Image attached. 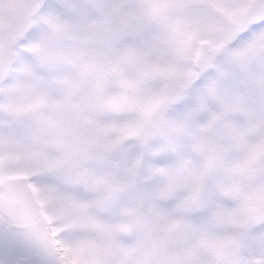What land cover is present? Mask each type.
Returning <instances> with one entry per match:
<instances>
[{"label": "snow or ice", "instance_id": "obj_1", "mask_svg": "<svg viewBox=\"0 0 264 264\" xmlns=\"http://www.w3.org/2000/svg\"><path fill=\"white\" fill-rule=\"evenodd\" d=\"M0 264H264V0H0Z\"/></svg>", "mask_w": 264, "mask_h": 264}]
</instances>
